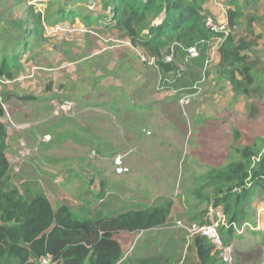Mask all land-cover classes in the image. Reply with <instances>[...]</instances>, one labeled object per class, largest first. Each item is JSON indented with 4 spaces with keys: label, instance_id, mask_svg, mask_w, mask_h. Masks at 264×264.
<instances>
[{
    "label": "rangeland",
    "instance_id": "obj_1",
    "mask_svg": "<svg viewBox=\"0 0 264 264\" xmlns=\"http://www.w3.org/2000/svg\"><path fill=\"white\" fill-rule=\"evenodd\" d=\"M234 1L245 13L233 37L246 39L247 59L256 62L251 89L259 91L251 98L235 91L218 66L225 38L210 41L201 67L177 47L171 62L179 70L166 73L113 26L116 0H0V48L10 38L11 53L20 35L28 44L18 53L15 78L1 79L0 123L11 149L18 146L25 161L35 156L41 174L34 175L52 204L72 205L76 216L90 219L173 204L166 226L114 237L123 264L161 257L196 264L190 230L216 222L222 238L229 220L206 204L215 192L211 172L241 161L245 148L253 164L264 157V0ZM206 4L203 17L212 16ZM116 156L122 157L117 167ZM10 167V182L23 191L29 176ZM242 221L234 225L231 264H264V186Z\"/></svg>",
    "mask_w": 264,
    "mask_h": 264
},
{
    "label": "trees",
    "instance_id": "obj_2",
    "mask_svg": "<svg viewBox=\"0 0 264 264\" xmlns=\"http://www.w3.org/2000/svg\"><path fill=\"white\" fill-rule=\"evenodd\" d=\"M116 3L118 7L112 12L113 26L123 32L133 45L146 48L158 59L157 65L162 71L175 73L179 70L172 62H164L166 56L163 58V55H169L170 51L163 53L162 49L172 43L174 50L182 48L183 59V48L195 45L199 55L187 62L192 66L203 65L210 49L209 43L214 38L204 26L203 7L208 0H116ZM224 7L230 33L218 49V66L227 74L235 91L251 98L259 91L251 89L256 62L247 59L250 46L246 39H235L232 34L245 12L239 10L241 7L234 0ZM162 13H165L164 19L154 26V21ZM252 24L250 16L247 25L251 27ZM143 31L148 34L143 35ZM6 40L7 45L12 41L10 38ZM7 45L0 48V80L11 81L15 78L13 69L20 66L18 53L27 49L28 44L20 35L11 53L6 51L9 48ZM191 83L184 89L192 90ZM250 111L254 113L255 107L250 106ZM3 116L0 98V120ZM6 147V132L0 123V264H40L43 258H49L50 264H123V251L115 236L152 231L166 226L172 217V202L97 219L78 217L64 204L54 210L44 194L20 191L12 185ZM252 155V151L245 148L241 151V161L230 164L223 171L211 172V185L215 192L205 200L208 207L221 208L223 215L229 219V227L221 238L224 245H231L234 236L232 226L237 221L243 222L253 196L264 186V157L253 164ZM217 184L224 186L217 187ZM101 195L99 193L98 198ZM209 223L206 221L200 225ZM191 243L196 264H217L220 261L217 258L219 252L205 238L194 236ZM124 264L171 263L161 257Z\"/></svg>",
    "mask_w": 264,
    "mask_h": 264
},
{
    "label": "built area",
    "instance_id": "obj_3",
    "mask_svg": "<svg viewBox=\"0 0 264 264\" xmlns=\"http://www.w3.org/2000/svg\"><path fill=\"white\" fill-rule=\"evenodd\" d=\"M211 4H213L216 8H218L222 14L226 15V9L224 7V1L223 0H210ZM204 26L207 31H209L210 34L214 35V38H227L228 34L230 33V30L228 28L227 18L225 16L222 21H218L213 16H205L204 18ZM213 40V39H212ZM183 51L185 52V61H188L190 59H195L199 55V51L195 45L188 46L183 48ZM175 51L174 49H170V54L164 58V62L168 63L172 61V58H174ZM207 64V61H206ZM4 84L3 81L0 80V86ZM122 157L116 156L114 158V165L117 167L121 164ZM223 216V215H222ZM224 220L225 217L223 216ZM226 229L229 227L227 224H222ZM221 227V228H222ZM234 228V225L232 226ZM220 228L219 224L216 222H212L209 224L200 225L197 227H194L190 230L191 236H200L202 238H205L218 252L219 257L222 263L224 264H231L233 262V248L231 245H224L221 241V237L219 234ZM40 264H50L49 258H43L40 260Z\"/></svg>",
    "mask_w": 264,
    "mask_h": 264
},
{
    "label": "crops",
    "instance_id": "obj_4",
    "mask_svg": "<svg viewBox=\"0 0 264 264\" xmlns=\"http://www.w3.org/2000/svg\"><path fill=\"white\" fill-rule=\"evenodd\" d=\"M205 5H207V4H205ZM210 7H211L212 12H213V13L211 12L212 16H215L217 14L218 16L221 17V18L217 17L218 21H222V19L225 18L226 15L222 14L221 11L218 8H216L213 4H210ZM213 14H215V15H213ZM8 145L9 144L6 142V146H7L6 147V156H7L8 160H9L10 165L14 164V172H15V174L16 175H22L21 173H23V174L29 176V178H30L29 181H28L29 185H27V188H25L24 190H26V191H28L30 193H42V194H44L46 196V198L49 200V202L51 203L52 208L54 210H56L61 204L57 205V206H54L52 204V201H51V199L49 197V193L51 194V192L47 191L45 189V187L43 186V183L41 182V179L34 175L36 173L41 174L39 171L37 172L36 163L32 161V158L35 157V156H32L29 160L25 161L26 158H24L22 156V152H21V150L18 149V146H16L15 148L12 147V149H11L10 145L9 146ZM34 145L38 146L36 143ZM13 148H14V150H13ZM17 150H19V153L16 152ZM123 169H125V168H123ZM123 169L122 170L119 169L118 172L119 173H123V172L125 173V172L128 171L127 169H126L127 171H124ZM34 170H36V171H34ZM58 179L60 181H63L62 180V176H60V178H58ZM50 191H52V190H50ZM59 194H60V191H59ZM86 194H89V192L86 193ZM64 205H66V204H64ZM79 205H80V203H79ZM70 207H74V206L70 205ZM76 207H79V206H77V204H76ZM103 217H108V216L105 215ZM109 217H112V216H109ZM83 218H85V217H83Z\"/></svg>",
    "mask_w": 264,
    "mask_h": 264
}]
</instances>
